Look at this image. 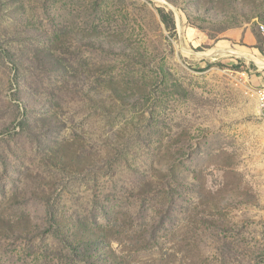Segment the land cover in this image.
<instances>
[{
    "label": "rangeland",
    "instance_id": "374dc122",
    "mask_svg": "<svg viewBox=\"0 0 264 264\" xmlns=\"http://www.w3.org/2000/svg\"><path fill=\"white\" fill-rule=\"evenodd\" d=\"M263 26L264 0H0V264H264Z\"/></svg>",
    "mask_w": 264,
    "mask_h": 264
},
{
    "label": "trees",
    "instance_id": "16d2710c",
    "mask_svg": "<svg viewBox=\"0 0 264 264\" xmlns=\"http://www.w3.org/2000/svg\"><path fill=\"white\" fill-rule=\"evenodd\" d=\"M161 18H162L163 22L166 23L169 28H171L172 30L175 29V22L169 14H167L164 11H161ZM188 18H189V21L192 25L198 26V28L200 30H203V28L201 26L196 24L198 19L193 20L189 15H188Z\"/></svg>",
    "mask_w": 264,
    "mask_h": 264
},
{
    "label": "built area",
    "instance_id": "2783aa9c",
    "mask_svg": "<svg viewBox=\"0 0 264 264\" xmlns=\"http://www.w3.org/2000/svg\"><path fill=\"white\" fill-rule=\"evenodd\" d=\"M262 33L264 34V28L261 27ZM257 102H262V109H259L261 117L264 119V86H260L255 91Z\"/></svg>",
    "mask_w": 264,
    "mask_h": 264
},
{
    "label": "bare ground",
    "instance_id": "6f19581e",
    "mask_svg": "<svg viewBox=\"0 0 264 264\" xmlns=\"http://www.w3.org/2000/svg\"><path fill=\"white\" fill-rule=\"evenodd\" d=\"M263 28H264V26H263ZM230 52V51H229ZM228 53V52H227ZM239 53V52H238ZM237 53V54H238ZM225 54V53H224ZM232 54V53H231ZM237 56V55H236ZM259 107H260V109H262V102H259Z\"/></svg>",
    "mask_w": 264,
    "mask_h": 264
},
{
    "label": "crops",
    "instance_id": "0c3cea01",
    "mask_svg": "<svg viewBox=\"0 0 264 264\" xmlns=\"http://www.w3.org/2000/svg\"><path fill=\"white\" fill-rule=\"evenodd\" d=\"M260 86H264V83H262Z\"/></svg>",
    "mask_w": 264,
    "mask_h": 264
}]
</instances>
